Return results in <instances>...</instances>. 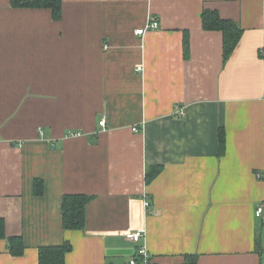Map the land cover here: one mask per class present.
Returning <instances> with one entry per match:
<instances>
[{
    "label": "crops",
    "instance_id": "0c3cea01",
    "mask_svg": "<svg viewBox=\"0 0 264 264\" xmlns=\"http://www.w3.org/2000/svg\"><path fill=\"white\" fill-rule=\"evenodd\" d=\"M204 9L242 28L227 60ZM76 193L83 230L64 227ZM260 204L264 0H63L60 19L0 0V218L25 244L0 238V264L67 240L65 264H129L139 229L154 264H264Z\"/></svg>",
    "mask_w": 264,
    "mask_h": 264
},
{
    "label": "trees",
    "instance_id": "16d2710c",
    "mask_svg": "<svg viewBox=\"0 0 264 264\" xmlns=\"http://www.w3.org/2000/svg\"><path fill=\"white\" fill-rule=\"evenodd\" d=\"M13 6H24L34 8H49L54 19L62 17L63 0H11ZM203 26L207 30H219L223 33L224 58L227 60L235 50L242 33L240 24L234 20L226 19L220 16L214 9H204L202 12ZM184 48L186 55L189 54V36H185ZM219 149L221 152L225 149L226 137L223 128L219 130ZM156 166L148 170V181L155 176L152 173ZM43 180L36 178L34 180V192L37 195L43 192ZM91 196L76 193L64 195L62 200V216L65 229L83 230L86 220V205ZM5 222L0 218V238H6ZM9 250L14 255H21L25 250L24 239L22 235H11L7 237ZM72 243L65 241L60 245L43 246L39 251V264H65L66 255L72 250Z\"/></svg>",
    "mask_w": 264,
    "mask_h": 264
},
{
    "label": "built area",
    "instance_id": "2783aa9c",
    "mask_svg": "<svg viewBox=\"0 0 264 264\" xmlns=\"http://www.w3.org/2000/svg\"><path fill=\"white\" fill-rule=\"evenodd\" d=\"M159 26H160V22H159L158 18L151 17L149 19V21H148V25L146 27L138 28L136 30V33L142 35L148 29H156ZM177 113L180 114V115H185L186 110L183 107V108H180L177 111ZM105 122H106V120L105 119H102L100 121V124L104 125ZM133 130L134 131H137L138 130V127L137 126H134ZM257 176H258V178H261L262 177V174L260 172H257ZM145 205L148 206L149 205V202L146 201L145 202ZM255 212H256V215L258 217H262L264 215V205L263 204H260L256 208V211ZM145 235H146V231L144 229H139V230L133 231L132 233H130L128 235V238L130 240H132L134 243L137 244L135 254L130 258L129 264H154L152 255H151V253H150V251H149L146 243L143 241V238L145 237Z\"/></svg>",
    "mask_w": 264,
    "mask_h": 264
}]
</instances>
